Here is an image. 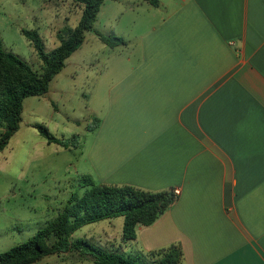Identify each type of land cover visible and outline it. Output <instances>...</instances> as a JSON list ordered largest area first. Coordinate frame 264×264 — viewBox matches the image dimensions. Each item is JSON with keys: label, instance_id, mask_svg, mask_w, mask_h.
Returning <instances> with one entry per match:
<instances>
[{"label": "crops", "instance_id": "crops-1", "mask_svg": "<svg viewBox=\"0 0 264 264\" xmlns=\"http://www.w3.org/2000/svg\"><path fill=\"white\" fill-rule=\"evenodd\" d=\"M119 5L132 32L109 47L119 78L90 109L83 176L180 190L122 240L145 260L179 245L180 264H264V0Z\"/></svg>", "mask_w": 264, "mask_h": 264}, {"label": "rangeland", "instance_id": "rangeland-1", "mask_svg": "<svg viewBox=\"0 0 264 264\" xmlns=\"http://www.w3.org/2000/svg\"><path fill=\"white\" fill-rule=\"evenodd\" d=\"M127 1H105L95 30L105 36L121 37L116 33L123 29L130 34L129 22L115 20L119 4ZM81 13L82 6L70 0H0V47L41 72L38 51L22 31H36L49 53L61 43L58 34L78 25ZM120 52L122 48L112 51L94 32H88L82 47L53 80L49 93L25 99L19 129L0 153V253L30 240L65 210L72 195L86 190L80 178L90 109H103L98 95L110 92L119 78L115 59ZM35 125L46 127L69 147L48 143ZM123 226V217L104 220L80 228L73 239L83 238L106 251H124L127 257L152 264L122 241ZM36 264L94 262L73 253L46 257Z\"/></svg>", "mask_w": 264, "mask_h": 264}, {"label": "trees", "instance_id": "trees-1", "mask_svg": "<svg viewBox=\"0 0 264 264\" xmlns=\"http://www.w3.org/2000/svg\"><path fill=\"white\" fill-rule=\"evenodd\" d=\"M82 6L81 18L75 28L58 34L60 45L47 53L36 31L22 33L35 45L42 60L38 72L27 62L0 47V153L19 129L25 99L41 97L49 93L55 77L66 66V61L83 45L86 34L94 32L97 16L107 0H70ZM158 7L160 0H140ZM108 47L125 45L122 38L97 33ZM94 121H97L94 120ZM48 143L69 147L44 126H34ZM80 186L86 188L82 195L74 194L68 206L46 227L30 240L5 253H0V264H36L46 257L78 253L89 257L94 264H147L124 254L106 251L73 235L80 228L104 220L124 218V241L137 238V228L153 225L176 202L173 191L151 192L131 185H107L96 183L89 176L80 178ZM152 264H180L183 252L179 245H172L148 254ZM86 259V258H85Z\"/></svg>", "mask_w": 264, "mask_h": 264}, {"label": "built area", "instance_id": "built-area-1", "mask_svg": "<svg viewBox=\"0 0 264 264\" xmlns=\"http://www.w3.org/2000/svg\"><path fill=\"white\" fill-rule=\"evenodd\" d=\"M173 192H174V195H175V197L177 199L178 196L180 195V190L179 189H175Z\"/></svg>", "mask_w": 264, "mask_h": 264}]
</instances>
